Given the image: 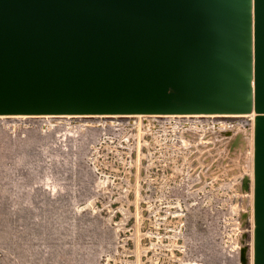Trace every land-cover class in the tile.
<instances>
[{"label":"rangeland","instance_id":"374dc122","mask_svg":"<svg viewBox=\"0 0 264 264\" xmlns=\"http://www.w3.org/2000/svg\"><path fill=\"white\" fill-rule=\"evenodd\" d=\"M254 116L0 115V264H252Z\"/></svg>","mask_w":264,"mask_h":264},{"label":"water","instance_id":"95a60500","mask_svg":"<svg viewBox=\"0 0 264 264\" xmlns=\"http://www.w3.org/2000/svg\"><path fill=\"white\" fill-rule=\"evenodd\" d=\"M248 113L264 264V0H0V115Z\"/></svg>","mask_w":264,"mask_h":264},{"label":"bare ground","instance_id":"6f19581e","mask_svg":"<svg viewBox=\"0 0 264 264\" xmlns=\"http://www.w3.org/2000/svg\"><path fill=\"white\" fill-rule=\"evenodd\" d=\"M45 115H51V114H45ZM58 115H133V114H58ZM178 115H185V114H178ZM187 115H191V114H187ZM199 115H203V114H199ZM28 124V123H27ZM22 125V124H21ZM32 127V126H31ZM7 128V127H6ZM39 128V127H38ZM15 129V128H14ZM49 129H50V127H49ZM27 130V129H26ZM27 133V132H26ZM16 134V133H15ZM40 134H41V132H40ZM12 136V135H11ZM253 138H254V125H253ZM55 145V144H54ZM5 152V151H4ZM16 152V151H15ZM253 156H254V144H253ZM64 166V165H63ZM16 170V169H15ZM77 170V169H76ZM72 171V170H71ZM21 172V171H20ZM68 172V171H67ZM87 177V176H86ZM60 178V177H59ZM54 179V178H53ZM69 180V179H68ZM58 182V181H57ZM28 184V183H27ZM24 185V184H23ZM22 187H25V186H22ZM83 188V187H82ZM62 189V188H61ZM17 190V189H16ZM21 190H22V188H21ZM81 190V189H80ZM62 191V190H61ZM68 191V190H67ZM18 192V191H17ZM76 193V192H75ZM65 194V193H64ZM39 195V194H38ZM79 196H80V194H79ZM54 198V197H53ZM67 198V197H66ZM36 200V199H35ZM38 200V199H37ZM70 201V200H69ZM56 202V201H55ZM38 203V202H37ZM48 204V203H47ZM58 205V204H57ZM60 205V204H59ZM37 206V205H36ZM40 208H43V206H40L39 207V209ZM47 207H45V209H46ZM61 208V207H60ZM64 208V207H63ZM66 208V207H65ZM69 208V207H68ZM67 208V209H68ZM12 209V208H11ZM38 209V211H40ZM34 210H35V208H34ZM73 210V209H72ZM36 211H37V208H36ZM43 211V210H42ZM78 211V210H77ZM57 212V211H56ZM43 213V212H42ZM45 213V212H44ZM43 213V214H44ZM47 213V212H46ZM63 213V212H62ZM13 214V213H12ZM39 214V213H38ZM37 214V215H38ZM55 214V213H54ZM67 214V213H66ZM72 214V213H71ZM2 215V214H1ZM41 215V214H40ZM49 215V214H48ZM35 217H37V216H35ZM40 217V216H39ZM89 217V216H88ZM66 218V217H65ZM83 218V217H82ZM90 218V217H89ZM69 219V218H68ZM2 220V219H1ZM16 220V219H15ZM71 220V219H70ZM98 220V219H97ZM87 221V220H86ZM69 222V221H68ZM72 222V221H71ZM90 222V221H89ZM58 223V222H57ZM86 223V222H85ZM66 224V223H65ZM100 226V225H99ZM4 227V226H3ZM41 227V226H40ZM17 228V227H16ZM49 228V227H48ZM82 228V227H81ZM72 230V229H71ZM79 230V229H78ZM30 231V230H29ZM83 232H84V230H83ZM59 233V232H58ZM76 233V232H75ZM82 233V232H81ZM65 234V233H64ZM28 235V234H27ZM14 236V235H13ZM38 236V235H37ZM87 236H89V235H87ZM59 237V236H58ZM79 237V236H78ZM83 237V236H82ZM100 238V237H99ZM198 238V237H197ZM88 239V238H87ZM90 239H92V235H90ZM89 239V240H90ZM26 240H28V239H26ZM35 240V239H34ZM81 240V239H80ZM84 240V239H83ZM88 240V241H89ZM101 240V239H100ZM109 240V239H108ZM59 241V240H58ZM86 241V240H85ZM252 241H253V237H252ZM90 242H92V241H90ZM205 242V241H204ZM43 243V242H42ZM73 243V242H72ZM100 243V242H99ZM199 244V243H198ZM201 244V243H200ZM68 246V245H67ZM76 246V245H75ZM100 246V245H99ZM203 248V247H202ZM81 249V248H80ZM83 250V249H82ZM45 252V251H44ZM216 252V251H215ZM209 253V252H208ZM212 253V252H211ZM218 254V253H217ZM216 254V255H217ZM207 254H205V256H206ZM209 255V254H208ZM207 255V256H208ZM96 256V255H95ZM57 257V256H56ZM213 257V256H212ZM95 258V257H94ZM217 258V257H216ZM207 259V258H206ZM7 260V259H6ZM80 260V259H79ZM216 260V259H215ZM205 261V260H204ZM220 261V260H219ZM252 264H253V261H252Z\"/></svg>","mask_w":264,"mask_h":264}]
</instances>
